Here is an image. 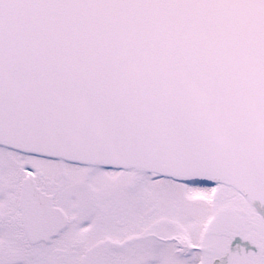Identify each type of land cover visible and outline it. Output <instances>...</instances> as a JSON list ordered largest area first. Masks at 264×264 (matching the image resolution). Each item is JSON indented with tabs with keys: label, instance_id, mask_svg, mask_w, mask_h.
<instances>
[{
	"label": "snow or ice",
	"instance_id": "snow-or-ice-1",
	"mask_svg": "<svg viewBox=\"0 0 264 264\" xmlns=\"http://www.w3.org/2000/svg\"><path fill=\"white\" fill-rule=\"evenodd\" d=\"M0 264H264V0H0Z\"/></svg>",
	"mask_w": 264,
	"mask_h": 264
}]
</instances>
